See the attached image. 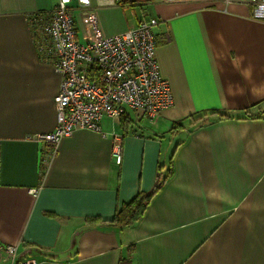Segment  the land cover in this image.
<instances>
[{
  "label": "crops",
  "instance_id": "obj_1",
  "mask_svg": "<svg viewBox=\"0 0 264 264\" xmlns=\"http://www.w3.org/2000/svg\"><path fill=\"white\" fill-rule=\"evenodd\" d=\"M55 2L0 0V247L35 264H264V21L244 1L141 0L146 11L126 19L91 0L103 37L158 19L155 58L173 105L153 122L129 109L105 116L47 158L37 136L55 129L61 78L30 18ZM209 111L231 117L185 121ZM156 186L138 221L102 223Z\"/></svg>",
  "mask_w": 264,
  "mask_h": 264
},
{
  "label": "built area",
  "instance_id": "obj_2",
  "mask_svg": "<svg viewBox=\"0 0 264 264\" xmlns=\"http://www.w3.org/2000/svg\"><path fill=\"white\" fill-rule=\"evenodd\" d=\"M100 5L125 7L131 0H96ZM141 0H134L138 2ZM244 1L252 6V18L264 21V0ZM91 0H56L50 12L31 20V30L38 52L52 62L60 75L58 94L54 98L55 129L37 136L47 146L48 157L55 153L62 138L75 130L100 131L103 117L116 119L127 109L142 113L155 121L173 105L168 82L161 76L155 58L153 34L157 18L139 21L133 28L108 37L101 36L98 19L90 7ZM80 20L86 40H78ZM112 157L121 162V142L115 138ZM31 193L36 194V190ZM0 264H35L24 261L16 246L0 247Z\"/></svg>",
  "mask_w": 264,
  "mask_h": 264
},
{
  "label": "trees",
  "instance_id": "obj_3",
  "mask_svg": "<svg viewBox=\"0 0 264 264\" xmlns=\"http://www.w3.org/2000/svg\"><path fill=\"white\" fill-rule=\"evenodd\" d=\"M38 15H41V14H38ZM38 15L31 17L30 20H32L34 17ZM213 116H216L218 120L228 119L231 117V115L225 112L209 111V112H203L197 115L189 116L187 119H185V121H188L189 125H193V124H196L204 120L205 118H209ZM183 127H184L183 122L173 123L169 130V133L173 134L176 130L181 129ZM169 175L170 173L168 174V176ZM157 186L150 193L138 191L135 197L130 202L126 204H122L119 208L116 209V212L113 218L109 222H102V223H107L119 229H122L138 221L142 217L147 205L149 204L150 198L154 194V191L157 189ZM87 222L95 223L96 219H89L87 220ZM120 264H130V262L127 260H123L121 261Z\"/></svg>",
  "mask_w": 264,
  "mask_h": 264
},
{
  "label": "rangeland",
  "instance_id": "obj_4",
  "mask_svg": "<svg viewBox=\"0 0 264 264\" xmlns=\"http://www.w3.org/2000/svg\"><path fill=\"white\" fill-rule=\"evenodd\" d=\"M121 8L123 9V13H124V16L126 17V19H133V18L135 19V16L139 17L144 13V10L146 7L143 6L139 2H136L132 5L129 4V5H126L125 7H121Z\"/></svg>",
  "mask_w": 264,
  "mask_h": 264
},
{
  "label": "water",
  "instance_id": "obj_5",
  "mask_svg": "<svg viewBox=\"0 0 264 264\" xmlns=\"http://www.w3.org/2000/svg\"><path fill=\"white\" fill-rule=\"evenodd\" d=\"M134 0H131V2H133Z\"/></svg>",
  "mask_w": 264,
  "mask_h": 264
}]
</instances>
